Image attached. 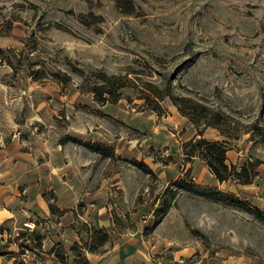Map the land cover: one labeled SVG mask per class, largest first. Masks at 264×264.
<instances>
[{"label":"rangeland","instance_id":"rangeland-1","mask_svg":"<svg viewBox=\"0 0 264 264\" xmlns=\"http://www.w3.org/2000/svg\"><path fill=\"white\" fill-rule=\"evenodd\" d=\"M168 95L219 114L226 164L241 179L220 182L201 157H185L198 131L223 136L194 126ZM7 104L18 130L105 148L95 166L110 174V202L126 205L111 210L119 232L151 233L166 206L159 233L176 244L213 263L264 264V0H0V109ZM77 228L98 247L102 232L82 220ZM2 234L1 252L37 246L30 231Z\"/></svg>","mask_w":264,"mask_h":264},{"label":"crops","instance_id":"crops-1","mask_svg":"<svg viewBox=\"0 0 264 264\" xmlns=\"http://www.w3.org/2000/svg\"><path fill=\"white\" fill-rule=\"evenodd\" d=\"M0 110V226L13 235L25 232L24 223L32 221L34 227L27 231L42 236L40 245L30 251L9 244L0 255V264H80L70 245L79 249L87 264H184V259L195 254L199 256L187 264H249L236 259L213 263L196 247L178 245L172 234L159 233L168 224L169 212L149 234L138 226L119 232L111 210L115 207L126 214L127 208L121 201L110 202V174L105 170L99 173L95 166L100 155L68 142L59 143L54 135L43 137L31 127L18 130L12 106ZM50 192L54 195L50 201L61 214L50 212L46 198ZM79 220L90 229L107 233L95 250L84 246ZM57 242L67 246L61 253L56 252Z\"/></svg>","mask_w":264,"mask_h":264},{"label":"trees","instance_id":"trees-1","mask_svg":"<svg viewBox=\"0 0 264 264\" xmlns=\"http://www.w3.org/2000/svg\"><path fill=\"white\" fill-rule=\"evenodd\" d=\"M171 102L176 106L178 112L186 117L189 122H191L194 126L199 127V125L206 126H213L219 130V133L223 138L221 140H210L206 139L202 135V131L197 132V136L191 138L188 141L183 142L182 148H183V154L188 159L192 158L193 156H199L201 157L209 171L215 176V178L222 182L226 181L230 178H240L241 173L237 172L233 165L226 164V153L229 150V135L227 131L222 128V125L224 123L223 119L219 117V114L216 112H212L208 107H206L203 104L197 103L195 101H192L191 99H188L186 97H174L173 95H168ZM155 111V110H154ZM85 147H87L90 151L100 153V154H106L105 148L100 143H82ZM188 148V150H187ZM241 179V178H240ZM181 179H178L175 181V184L179 185L180 187V181ZM49 210L51 213H57L61 214L63 211H60L54 204L49 203ZM168 207L165 206L160 212L155 216L154 220V226L159 223V221L165 216L167 213ZM4 231V228L0 226V234L2 235ZM96 232L97 234L103 233L102 235V241H100V244H102L107 239V233L100 230L93 229V233ZM24 236V233L16 235L15 239H18L19 237ZM34 240L37 242V246L40 245V241L42 239V236L39 234L33 235ZM100 238V239H101ZM2 240V238H0ZM93 239L91 238V242ZM7 243H10V239L7 240ZM94 244V243H93ZM99 245V242L97 243ZM84 246L88 250H95V247L90 244H84ZM77 251V247L74 245H70V249L74 251ZM4 252L0 251V255H3ZM77 256L80 257V252L76 253ZM82 259V258H81ZM83 261V259H82ZM82 264H87V261H83Z\"/></svg>","mask_w":264,"mask_h":264},{"label":"built area","instance_id":"built-area-1","mask_svg":"<svg viewBox=\"0 0 264 264\" xmlns=\"http://www.w3.org/2000/svg\"><path fill=\"white\" fill-rule=\"evenodd\" d=\"M24 227L26 228V230H32L34 227V223L32 221H26L24 223Z\"/></svg>","mask_w":264,"mask_h":264}]
</instances>
